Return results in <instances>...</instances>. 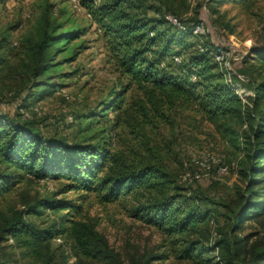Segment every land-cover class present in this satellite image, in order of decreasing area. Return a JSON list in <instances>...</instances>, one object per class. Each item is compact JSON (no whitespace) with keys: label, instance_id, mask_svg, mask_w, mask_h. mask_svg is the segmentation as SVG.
<instances>
[{"label":"trees","instance_id":"16d2710c","mask_svg":"<svg viewBox=\"0 0 264 264\" xmlns=\"http://www.w3.org/2000/svg\"><path fill=\"white\" fill-rule=\"evenodd\" d=\"M79 1L106 41L105 58L118 73L119 87L102 101L103 111H90L79 117L73 114L69 122L73 124L79 118L85 120L110 109L117 113L108 118L105 135L91 142L66 135H45L33 126L31 117H21V111H18L19 118L0 110V195L12 191L26 178L62 179L59 193L77 192L76 197H43L15 210L0 223V242L5 233L12 239L14 235H30L38 242L54 236L60 227L41 228L27 217V214L40 212L42 207L62 209L65 218H72L91 192L98 193L104 201L137 194L139 200L130 208V213L182 239L179 256L198 264H221L222 261L264 264V244L254 242L248 249L246 244L253 233L238 235L245 221L264 211V78L251 79L253 95L248 102L244 101L218 68L220 63L214 56L216 41L209 32L203 36V41L193 32L194 25L203 18L199 15L183 17L164 5V0ZM223 1L208 0L210 16ZM148 9H153L154 13L148 14ZM167 12L177 15L184 27L169 20ZM85 32L83 26L64 27L63 22L51 26L48 14L43 15L38 33L29 38L27 74L30 82L21 106L35 103L58 89L59 82L52 77L59 62L57 57L65 48L63 44ZM189 36L194 37L195 48L186 56L184 50L174 44H186ZM252 52L264 59V42L252 45ZM175 55H180L181 59L177 61ZM249 55L245 53L244 60ZM238 70L248 73L243 68ZM193 74L196 78H192ZM133 85L141 94L135 101L126 103V93ZM177 108L195 109L219 126L227 127L229 120L236 116L249 124L245 131L248 150L237 167L242 180L237 206L224 203L229 208L230 222L225 231L217 227L221 235L213 242L189 234L197 230L200 222H205L211 210L202 207L192 195H186L190 203L183 198L181 187L172 184L168 168L155 158L157 155H142L136 144L125 148L111 146L116 143L114 130L123 122L134 138L151 149L146 125L157 117L169 121L170 111ZM98 118L88 119V122ZM232 137L236 138V133ZM184 233L186 235H181ZM80 236L87 252L109 264H122L118 252L95 228L85 229ZM0 264L17 263L0 257Z\"/></svg>","mask_w":264,"mask_h":264},{"label":"rangeland","instance_id":"374dc122","mask_svg":"<svg viewBox=\"0 0 264 264\" xmlns=\"http://www.w3.org/2000/svg\"><path fill=\"white\" fill-rule=\"evenodd\" d=\"M163 3L183 17H202L209 27L211 38L216 42L233 44L236 54L250 53L247 60L242 56L232 61L234 67L248 72L247 81H241L237 74L232 75V82H241V96L248 102L253 95L251 79L264 78V59L252 52V45L264 42V0H225L217 5L218 11L211 16L208 0H164ZM147 12L154 13L153 9ZM45 14H48L51 26L63 22L64 27L83 26L86 32L63 44L65 48L57 57L59 62L52 77L59 82L58 89L36 100L41 105L38 112L31 108L30 101L27 106H21V103L25 100L30 82L27 74L29 38L38 33ZM0 40V110L19 118L31 117L33 126L45 135H66L71 139L84 138L91 142L105 135V128L110 122L108 118L115 117L117 113L114 109L85 120L79 118L73 124L68 118L69 114L79 117L82 113L103 111V106H100L102 101L111 97L114 89L119 87L118 73L105 58L106 41L79 0H0ZM174 45L182 48L187 56L188 51L195 48L194 37L189 36L186 44ZM218 68L223 71L225 80L232 83L228 80L226 69L221 64ZM140 94V90L133 85L126 93V103L135 101ZM18 111L23 113L21 117ZM170 112L169 121L157 117L146 125L151 149L145 147L139 138H134L123 122L116 126V143L111 146L125 148L136 144L142 155H157L155 158L168 168L172 184L181 187L183 198L192 195L202 207L211 210L212 214L205 222H200L197 230L189 234L213 242L221 235L217 227L225 231L230 222L227 216L229 208L224 203L237 206L242 181L237 167L248 150L245 131L249 124L246 119L236 116L229 120L227 127L219 126L191 108H177ZM98 116L97 121L88 122V119ZM235 133L237 137L233 138ZM206 150L224 154L229 172L219 173L215 165L208 174L185 177L184 159ZM62 181L26 178L12 191L0 195V223L10 218L15 210L23 209L37 199L64 195L76 197L74 190L59 193ZM138 200L137 194H129L104 201L98 193L91 192L72 218H65L62 209L42 207L40 212L27 214V217L41 228L60 227L58 232L42 242L26 234L14 235L12 239L5 233L0 242V257L17 264H59L66 261L73 264H109L87 252L86 245L81 242L82 231L93 227L118 252L122 264H198L193 259L178 255L182 239L130 213V208ZM248 232L253 236L248 240L247 248L254 242L264 244V211L245 221L238 235ZM157 254L168 256H155ZM221 264L226 263L222 261Z\"/></svg>","mask_w":264,"mask_h":264},{"label":"built area","instance_id":"2783aa9c","mask_svg":"<svg viewBox=\"0 0 264 264\" xmlns=\"http://www.w3.org/2000/svg\"><path fill=\"white\" fill-rule=\"evenodd\" d=\"M80 2V1H79ZM81 4V3H80ZM82 5V4H81ZM83 6V5H82ZM166 17L171 20L173 23L184 27V24L181 22L179 17L171 12H167ZM193 32L200 35L201 41H203L205 34L209 32L208 25L202 20L194 25ZM200 47L203 48L202 43H199ZM244 53L236 54L235 46L233 44L227 43L225 41L216 42V48L214 50L215 59L226 69L228 80L232 82V75L237 74L241 81H247L248 75L245 72L239 71L236 67L233 66V59H240ZM177 61L181 59L180 55L174 56ZM192 78H196V75L193 74ZM233 86L238 93L242 95L241 89L242 84L240 81L232 82ZM31 108L34 111H41V105L38 102L32 103ZM26 114L29 115V112L26 111ZM69 120L73 119V115H68ZM184 176L185 177H199L203 174H208L212 168L216 165L217 171L219 173H227L230 170L229 164L224 159V154H217L210 150H206L200 153H194L187 159H184Z\"/></svg>","mask_w":264,"mask_h":264},{"label":"bare ground","instance_id":"6f19581e","mask_svg":"<svg viewBox=\"0 0 264 264\" xmlns=\"http://www.w3.org/2000/svg\"><path fill=\"white\" fill-rule=\"evenodd\" d=\"M242 90H243V88H242Z\"/></svg>","mask_w":264,"mask_h":264}]
</instances>
